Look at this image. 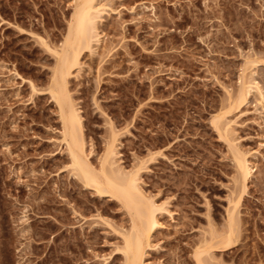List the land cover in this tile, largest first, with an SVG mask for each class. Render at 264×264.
<instances>
[{
  "label": "rangeland",
  "instance_id": "374dc122",
  "mask_svg": "<svg viewBox=\"0 0 264 264\" xmlns=\"http://www.w3.org/2000/svg\"><path fill=\"white\" fill-rule=\"evenodd\" d=\"M97 3L99 44L67 88L92 166L112 147L164 209L144 264H264V100L236 98L251 73L264 95V0ZM73 5L0 0V264L124 261L128 211L74 174L47 91Z\"/></svg>",
  "mask_w": 264,
  "mask_h": 264
},
{
  "label": "bare ground",
  "instance_id": "6f19581e",
  "mask_svg": "<svg viewBox=\"0 0 264 264\" xmlns=\"http://www.w3.org/2000/svg\"><path fill=\"white\" fill-rule=\"evenodd\" d=\"M73 2L74 5L68 22L65 40L57 49L52 50L56 63L55 68H53L54 71L52 70L53 76L47 91L59 110L62 123L61 140L70 158L74 174L76 173L86 185L94 188L100 195L120 201L128 211L130 217L129 227L119 233L122 240L119 251L123 254V264H144L147 251L152 248V236L160 226L158 216L162 214L164 209L160 208L161 206L158 207L142 191L139 185L138 169L136 170L137 172L135 171L136 173L128 174L120 169L119 171L113 168L115 161L113 160L114 162H112V157L115 154L112 147H110L107 157L104 160L102 159L103 161L100 168L97 167L98 169L92 166L88 155L85 153L80 111L68 91L67 79L72 74V69L79 67L82 53L88 52L90 54L94 52L93 50L96 49L94 46L99 44L97 25L103 20L106 7L105 5H99L97 0H73ZM248 64L253 66L254 61ZM248 75H244L240 80L241 89L239 90V96L237 95L236 98L246 99V97L248 98L255 92L262 103L264 100L262 90L252 78V73ZM221 115L223 116V114ZM219 120L218 117L217 123H220ZM223 123L225 130L230 131L233 121L227 120V122ZM234 158L236 167L241 174L242 183H240L245 190L247 181L253 172L252 164L240 152H236ZM236 206L237 204L234 205V207ZM230 225L229 235L223 239L221 238L220 242V244H225L226 247L231 244V235L234 231H232L233 223ZM203 254L204 252H199L200 257Z\"/></svg>",
  "mask_w": 264,
  "mask_h": 264
}]
</instances>
